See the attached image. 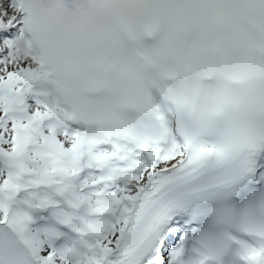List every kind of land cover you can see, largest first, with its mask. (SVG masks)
Here are the masks:
<instances>
[{"label":"snow or ice","instance_id":"1","mask_svg":"<svg viewBox=\"0 0 264 264\" xmlns=\"http://www.w3.org/2000/svg\"><path fill=\"white\" fill-rule=\"evenodd\" d=\"M0 264H264V0H0Z\"/></svg>","mask_w":264,"mask_h":264}]
</instances>
